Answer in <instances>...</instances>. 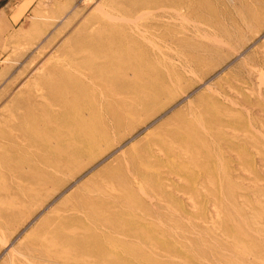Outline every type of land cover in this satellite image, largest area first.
I'll list each match as a JSON object with an SVG mask.
<instances>
[{"label": "rangeland", "instance_id": "1", "mask_svg": "<svg viewBox=\"0 0 264 264\" xmlns=\"http://www.w3.org/2000/svg\"><path fill=\"white\" fill-rule=\"evenodd\" d=\"M51 3L44 42L0 84V208L19 200L36 165L58 159L52 148L69 143L72 120L106 119L98 99L108 88L119 96L124 74L140 65L179 79L149 107L126 93L136 113L115 126L110 117V139L9 225L0 264H38L27 248L44 223L67 229L62 261L49 264H110L128 245L144 264H264V0ZM103 179L114 189L94 190ZM86 197L107 204L92 215ZM74 213L88 223L72 225ZM103 239L115 248L95 252Z\"/></svg>", "mask_w": 264, "mask_h": 264}, {"label": "bare ground", "instance_id": "2", "mask_svg": "<svg viewBox=\"0 0 264 264\" xmlns=\"http://www.w3.org/2000/svg\"><path fill=\"white\" fill-rule=\"evenodd\" d=\"M135 70V65L133 66ZM156 72L153 67H142L140 65L136 66V72L134 78H127L126 75L120 77L119 81V96H114V93H111L110 88L106 89L107 92L105 97H100L98 99V109H102L104 112V116L106 119H101L98 117V114H94L91 117L83 118L80 121L72 120L70 124L74 126V129L70 132H67L66 138L69 143L65 145V147L59 146L56 148H52V153L58 159H47V169L42 168L41 166L36 165L34 167V175L31 178V183L24 188H22L21 192L25 193V196L20 199L21 192H19V200H8L4 208H0V238L6 236L8 232V227L12 222L23 223L29 217H31L34 211L30 208L32 203L40 202L41 205L44 204L48 200V198L53 194H51V190L48 186L49 184L59 185L61 182V174L63 170L69 168L71 164L74 163L76 159L81 158L82 154L89 153L93 150V148L98 145L102 141H108L110 139V134L112 132V125L115 126L114 123L124 124L128 122L129 118L136 113L137 107L135 104L129 103L128 96L126 93L129 90H132L135 93V101L139 105L144 107H149L154 101V98L161 93L172 90L175 83L178 81L179 76L175 73H170V75L162 76L159 75L157 78H152V74ZM156 74V73H155ZM161 78V79H160ZM115 82V80L113 81ZM117 84V83H116ZM114 91V88H113ZM91 103V102H90ZM93 103V102H92ZM88 106L92 107V104ZM110 117H112L113 122L112 125L110 123ZM70 121V120H69ZM183 124L182 126H185ZM108 179H103L102 181L95 180L92 183L93 189L101 192L106 191L108 188L114 189L107 182ZM60 184L59 186H61ZM96 193V192H95ZM84 198L83 195L81 199ZM84 207L87 211L92 213L98 212L100 209L106 206V202L104 200H95L89 199V197L83 200ZM70 202H65L64 206H67ZM157 210V209H156ZM56 217V216H54ZM53 217V219H54ZM60 218V217H59ZM89 219H91L89 217ZM96 221L99 218H95ZM70 220V223H84L87 224L88 221L81 215L73 214L68 216L67 221ZM246 216L242 217V221H247ZM98 221L101 222L99 219ZM51 225L48 223L41 224L38 229H36V246L28 247L27 257H38V264H49L46 261H54L61 260V251L60 244L62 239L65 238L64 231H67L65 227L57 229L50 227ZM88 227V226H87ZM142 230L145 232V238L151 235V229L147 226L142 227ZM10 231V230H9ZM13 230L12 233H14ZM137 232V231H136ZM135 232V233H136ZM137 233L140 234L138 231ZM136 233V234H137ZM142 237V236H141ZM10 239V236L5 239L7 242ZM145 241V240H144ZM5 242V243H6ZM115 248V242H107L106 240H98V242L93 244V250L97 253H107L112 247ZM169 246L164 245L162 247H158L156 245V252L161 253V251H165ZM121 249V248H120ZM122 250V249H121ZM171 250V249H170ZM120 251V250H118ZM142 248L137 246H127L125 249V255L119 253L121 256L120 259L113 258L110 264H144L142 261L137 259L139 263H137L136 258H138V252H141ZM113 252V251H112ZM124 252V251H123ZM21 253H23L21 251ZM118 253V252H117ZM116 253V255H118ZM185 253V252H184ZM115 254V252H114ZM173 259V258H172ZM28 263V262H27ZM33 264V263H32Z\"/></svg>", "mask_w": 264, "mask_h": 264}, {"label": "crops", "instance_id": "3", "mask_svg": "<svg viewBox=\"0 0 264 264\" xmlns=\"http://www.w3.org/2000/svg\"><path fill=\"white\" fill-rule=\"evenodd\" d=\"M51 4V0H0V84L18 70V60L44 42L54 18Z\"/></svg>", "mask_w": 264, "mask_h": 264}]
</instances>
